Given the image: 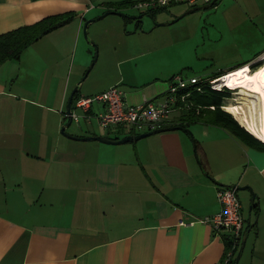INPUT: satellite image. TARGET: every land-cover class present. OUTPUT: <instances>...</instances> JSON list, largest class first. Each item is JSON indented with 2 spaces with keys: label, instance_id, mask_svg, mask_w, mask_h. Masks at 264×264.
<instances>
[{
  "label": "crops",
  "instance_id": "obj_1",
  "mask_svg": "<svg viewBox=\"0 0 264 264\" xmlns=\"http://www.w3.org/2000/svg\"><path fill=\"white\" fill-rule=\"evenodd\" d=\"M106 1L120 0H0V33L49 14L78 13L0 65V264H216L224 241L203 218L220 208L218 185L250 187L236 191L251 223L238 261L264 264V144L204 121L187 125L192 138L178 128L122 143L71 137L137 132L98 125L99 101L90 103L88 117L79 116L76 129L61 132L69 86L78 84L71 69L84 17ZM211 6L220 19H264V0ZM104 29L103 35L94 29L104 43L78 96L118 84L129 103L157 99L171 69L186 63L169 60L175 37L133 31L127 36L142 44L137 49L126 44L119 25ZM261 46L251 58L207 74L257 63ZM81 49L80 70L90 57L86 45ZM141 57L149 68L136 71Z\"/></svg>",
  "mask_w": 264,
  "mask_h": 264
},
{
  "label": "rangeland",
  "instance_id": "obj_2",
  "mask_svg": "<svg viewBox=\"0 0 264 264\" xmlns=\"http://www.w3.org/2000/svg\"><path fill=\"white\" fill-rule=\"evenodd\" d=\"M102 5L104 7L103 9L100 5H97V8L100 9L98 13L94 16H86L84 19L96 17L103 11L109 10L106 5ZM184 6L186 7V4L183 2L172 3L166 7L155 10L153 15H149L146 8L126 5L119 9V11L126 15L127 20L125 22L121 14L110 12L88 23L86 27V37L83 33V23L85 22L83 21L79 44L71 69L72 75H75L73 78H75L76 81L82 80V82L80 86L77 84L72 85V87L69 86L68 93L70 94L76 85L79 89L83 84L84 87L89 80V76L85 78L86 74L94 73L97 70V64L95 63L98 60L99 48L103 46L104 43V39L101 38L100 34L103 35L105 33L104 26L106 24L111 27L119 25L123 33L129 32L127 34L121 33L123 36H133V31H140V29H142L144 31L150 30L151 35L161 33L170 37H175L176 40L171 46L173 50L170 48L169 60L174 59L175 62L184 60L186 63L185 65L174 67L171 71L173 74L182 75L184 78L190 76L204 78L208 76V70H217L235 65L243 59L251 58L256 51L262 48L263 45L261 46V44L264 43V19H220L218 15L214 14L213 10H210L213 6L197 9L183 15H181L182 11L177 15L173 14L180 7L182 8ZM204 10L206 11L205 13ZM200 13H202V16ZM210 14L212 16L209 18ZM138 15H140L139 18L137 17ZM114 19H118V22H114ZM161 19L164 21L163 24L154 25V23L163 22L160 21ZM94 29L100 32V34H94ZM129 37L130 36H127L126 38L127 45L133 43L134 47H137V49L142 47V44L134 42L135 39ZM81 45L87 46L89 51H86V53L90 56L82 70H80V62H82L81 59L84 57V52L81 49ZM95 51L97 52L96 58L90 66ZM72 58L73 54H69V65H71ZM147 59L148 57H141L136 61L138 66L136 71L146 67L149 68V63L145 61ZM133 62H135V60H133ZM187 63L189 65H186ZM252 67L253 66L250 68ZM77 68H79V70H76ZM85 71L87 72L85 73ZM108 72L109 70L106 71V73ZM76 76L79 77L76 79ZM119 86L124 90L121 85ZM238 90L240 89H229L228 96L223 99L224 102L221 104V108L229 112L235 119L236 116L228 109V104L229 102H236V99H238L237 97L240 96ZM178 113V110L173 111L170 118ZM174 118H176V116H174ZM79 122L81 124L83 119ZM64 123H66V121ZM78 125L79 124H76L75 121H71L66 129H76ZM188 128L192 131L191 127ZM241 214L246 216V212L244 210L242 211V209ZM237 264L246 263H244L243 259H240V262L238 261Z\"/></svg>",
  "mask_w": 264,
  "mask_h": 264
},
{
  "label": "built area",
  "instance_id": "obj_3",
  "mask_svg": "<svg viewBox=\"0 0 264 264\" xmlns=\"http://www.w3.org/2000/svg\"><path fill=\"white\" fill-rule=\"evenodd\" d=\"M211 1L215 0H135L132 6L148 10L163 8L178 2L195 6ZM263 57L264 53L258 58L257 62ZM248 65L251 67L250 63ZM228 73L229 71L218 76L208 75L204 78L196 76L184 78L182 75L173 74L168 79L167 88L161 97L144 99L138 103L127 102L124 90L118 84H112L95 95L77 96L72 101L70 117L72 121H77L81 115L88 117L90 115L88 112L90 103L99 101L102 103L103 109L97 112L95 116L99 125L103 128L114 130L128 127L137 132L161 128L170 124L174 116L193 105V102H189V95L194 90L200 91L203 88L202 84L207 83L212 89H233L226 82ZM199 107H196V109ZM210 107L213 108L212 105ZM73 108L79 109L82 114L75 112ZM175 110H178L179 113L170 118L171 113ZM257 139L264 142L263 139ZM216 199L220 204L219 210L213 215L203 218V220L211 223L216 234H225L228 238L230 247L224 252V261H227L232 253L235 256L237 252L235 249L239 248L246 223L241 214V205L235 188L229 185H218L216 188Z\"/></svg>",
  "mask_w": 264,
  "mask_h": 264
},
{
  "label": "trees",
  "instance_id": "obj_4",
  "mask_svg": "<svg viewBox=\"0 0 264 264\" xmlns=\"http://www.w3.org/2000/svg\"><path fill=\"white\" fill-rule=\"evenodd\" d=\"M134 0H120V1H106L107 9L112 12H121L119 11L120 7L126 5H132ZM160 8L148 9L147 12L152 14L155 10ZM78 15L77 11L68 10L59 13L49 14L43 16L42 18L29 23L19 25L15 28L9 29L7 31L0 33V65L9 59H18L21 51L28 46L30 43L37 40L39 37L44 35L45 33L71 21ZM124 20L126 21V15H122ZM260 64V62L254 63L251 66L256 67ZM241 65L237 66L240 67ZM236 68V67H233ZM226 72V71H225ZM224 72H217L210 74L211 76H218ZM209 75V76H210ZM202 89L200 91H192L189 95V102H193L186 110H183L176 116V120H172V123L166 126H187L190 122L193 121H204L214 123L223 127H226L230 132H232L236 136H240L241 138H249L253 139L259 143L264 144V142L254 137L252 133L248 132V130L244 129L241 125H239L238 121L227 111L221 108V104L224 102V98L228 96L229 89H212L208 86L207 83L202 84ZM78 96V89L73 93L72 101ZM213 106L211 108L210 106ZM199 107L196 109V107ZM133 133V132H131ZM138 133V132H135ZM117 138V137H116ZM197 147V145L195 144ZM252 207L255 208V212L258 211V206L255 202L252 203ZM245 220V219H244ZM251 225L248 222L245 225L244 231H246L247 227ZM243 231V232H244ZM222 239L224 241V252L228 250L230 247L229 240L222 234ZM234 250V249H233ZM232 250V252H233ZM235 250H238L235 249ZM225 253L223 254L220 261L216 264H234V254L232 253L229 256L227 261H224Z\"/></svg>",
  "mask_w": 264,
  "mask_h": 264
},
{
  "label": "bare ground",
  "instance_id": "obj_5",
  "mask_svg": "<svg viewBox=\"0 0 264 264\" xmlns=\"http://www.w3.org/2000/svg\"><path fill=\"white\" fill-rule=\"evenodd\" d=\"M226 82L229 87L240 89V98L227 103L228 109L250 133L264 140V58L254 68L244 64L230 70Z\"/></svg>",
  "mask_w": 264,
  "mask_h": 264
},
{
  "label": "water",
  "instance_id": "obj_6",
  "mask_svg": "<svg viewBox=\"0 0 264 264\" xmlns=\"http://www.w3.org/2000/svg\"><path fill=\"white\" fill-rule=\"evenodd\" d=\"M214 1H211L209 3H205V4H200V5H195V6H190L188 9H186L181 15L187 13L188 11H191V10H196V9H201V8H204V7H207L209 5H211ZM112 12L111 10H105L103 11L100 15L96 16V17H93V18H90V19H86L85 22L83 23V33L86 37V27L88 25L89 22L93 21V20H97L98 18H101L103 17L104 15L108 14ZM117 13L123 15L122 12H118ZM149 15H152L149 13ZM180 15V16H181ZM138 18L140 17V15L137 16ZM163 22H159V23H154V25L156 24H163ZM137 24V23H136ZM96 54L97 52L95 51L94 55H93V58H92V61L90 63V66L93 64V62L95 61V58H96ZM264 58V57H263ZM259 62L261 63L262 62V59L259 60ZM89 66V67H90ZM88 71V70H87ZM85 71V73L87 72ZM84 73V75H85ZM82 80H79L78 81V84L81 82ZM77 84V85H78ZM75 86L73 88V90L71 91V93L69 94V97L67 99V102H66V108H65V114L66 116H68V121L66 122V124L64 126L61 127V132L65 134V127L66 126H69L70 125V122H71V117H70V111H71V104H72V99H73V93L74 91H76L78 89V86ZM172 128H178V129H182V130H185L187 131L191 138H192V132L191 130L187 127V126H181V125H176V126H164V127H161V128H155L153 130H149V131H142V132H138V133H129L125 136H122V137H119V138H109V137H104L102 135H88V136H72L70 135L71 137H74V138H77V139H97L99 141H102V142H107V143H122V142H126V141H130V140H133V139H138V138H141V137H144L146 135H149V134H153L155 132H158V131H162V130H166V129H172ZM231 187L235 188V190L237 189H240V188H249V186H239V185H230ZM245 239H246V233L245 231L243 232L242 236H241V240H240V245H239V248L235 254V258H234V264H237L238 263V260H239V257H240V254H241V251L243 249V246H244V242H245Z\"/></svg>",
  "mask_w": 264,
  "mask_h": 264
}]
</instances>
